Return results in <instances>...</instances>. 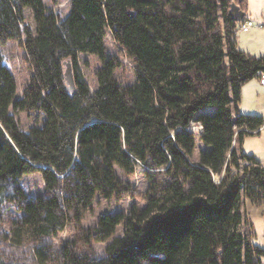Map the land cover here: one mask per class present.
<instances>
[{
  "label": "trees",
  "instance_id": "trees-1",
  "mask_svg": "<svg viewBox=\"0 0 264 264\" xmlns=\"http://www.w3.org/2000/svg\"><path fill=\"white\" fill-rule=\"evenodd\" d=\"M50 1L0 0V45L17 42L31 69L17 98L0 52V264H263L243 203L264 195V165L236 146L264 123L239 112L244 84L264 74L229 14L246 0H69L66 15ZM108 32L133 82L116 76ZM81 54L101 61L95 88ZM11 109L45 118L24 130ZM197 140L205 148L192 162ZM137 167L145 192L130 183ZM29 174H41L42 194L24 187ZM99 197L144 205L85 227ZM68 226L73 238L56 248ZM96 242H108L104 256Z\"/></svg>",
  "mask_w": 264,
  "mask_h": 264
},
{
  "label": "rangeland",
  "instance_id": "rangeland-1",
  "mask_svg": "<svg viewBox=\"0 0 264 264\" xmlns=\"http://www.w3.org/2000/svg\"><path fill=\"white\" fill-rule=\"evenodd\" d=\"M47 7L51 6L50 0H43ZM246 16L242 21L237 22L236 28V40L239 49L255 57H264V0H246ZM55 10L60 11L63 15H66L69 11V0H61L60 4L55 6ZM26 22L32 27H35L32 11L25 10ZM262 24V28L260 27ZM105 44L107 53L112 56H117L121 61L122 66L117 70L116 76L123 82H133L135 80L134 63L126 56L124 50L114 40L112 35L108 32L105 38ZM0 52L5 58V62L9 69L14 74L17 81V98L22 96L23 90L26 84L30 80L31 69L25 59L24 49L20 47L17 42H9L6 45H0ZM101 65V61L98 57L89 54L80 55V66L85 79L92 88L96 87V71ZM263 98V96H262ZM246 109V108H245ZM214 108H207V111H213ZM242 106L239 104V112L244 115L255 116L257 114L241 112ZM11 113L16 117L19 125L22 129L28 130L31 126L39 125L45 118L44 113L38 112L26 113L11 109ZM258 116V115H257ZM192 130L198 137L199 129L195 126ZM246 147L250 139H255L254 135L245 136ZM243 142V141H242ZM241 143H238V148H241ZM250 148L261 150L264 147V140L262 141H251L249 143ZM204 145L197 140L196 150L192 156V162H197V155L201 149H204ZM243 148V147H242ZM244 152V151H243ZM242 164H246L243 162ZM118 172L122 175L121 170ZM221 175H215V181H220ZM22 183L26 190L31 195H39L44 192V182L41 174H29L22 178ZM130 183L133 187L141 192H145L148 188V182L143 176L140 167H137V172L130 178ZM136 203L139 206H143L142 200H131L125 199L122 202H116L115 200H105L103 198H97L93 203L92 210L87 213L83 221L85 227H94L98 224L99 217L103 213H115L126 211L129 207ZM243 210L247 213L248 217L253 223L254 235L252 241L259 247L264 248V195L261 196L258 201L249 198L244 199ZM7 227V226H6ZM8 228V227H7ZM123 227L119 226L116 235H121ZM73 228H68L59 233L55 238L56 248H60L62 243L68 239L73 238ZM108 242H96L94 243V251L97 256L101 257L105 255V247ZM264 264V258H263Z\"/></svg>",
  "mask_w": 264,
  "mask_h": 264
},
{
  "label": "crops",
  "instance_id": "crops-1",
  "mask_svg": "<svg viewBox=\"0 0 264 264\" xmlns=\"http://www.w3.org/2000/svg\"><path fill=\"white\" fill-rule=\"evenodd\" d=\"M261 26L262 24H260V27ZM240 105L243 109V111L241 110V112L257 114L258 116L264 118V86L260 83L259 77H254L253 79L249 80L244 84L242 88V97ZM252 135H254L255 139H250L251 141L264 140V130L262 128H260V131L258 133ZM251 141L248 142V147H246L247 141L246 139H243L241 149L248 155L254 156L257 161L264 165V147L258 151L255 148L252 149L249 145ZM236 145H238V143Z\"/></svg>",
  "mask_w": 264,
  "mask_h": 264
},
{
  "label": "water",
  "instance_id": "water-1",
  "mask_svg": "<svg viewBox=\"0 0 264 264\" xmlns=\"http://www.w3.org/2000/svg\"><path fill=\"white\" fill-rule=\"evenodd\" d=\"M229 14L233 17L234 20L242 21L246 15V12L244 10H241L239 5L235 2L231 4ZM66 77L69 83H72V74H71V69L70 67H67L66 69Z\"/></svg>",
  "mask_w": 264,
  "mask_h": 264
},
{
  "label": "built area",
  "instance_id": "built-area-1",
  "mask_svg": "<svg viewBox=\"0 0 264 264\" xmlns=\"http://www.w3.org/2000/svg\"><path fill=\"white\" fill-rule=\"evenodd\" d=\"M262 27V26H261ZM259 81L260 83L264 86V74L262 73L260 76H259ZM199 130L202 128L201 125H195ZM194 126V127H195ZM261 128L264 130V123L263 125L261 126Z\"/></svg>",
  "mask_w": 264,
  "mask_h": 264
}]
</instances>
